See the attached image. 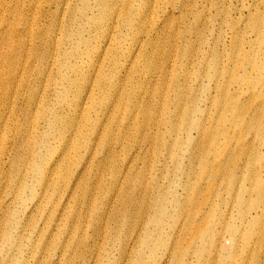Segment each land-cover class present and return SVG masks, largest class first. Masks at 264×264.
<instances>
[{
    "label": "rangeland",
    "instance_id": "374dc122",
    "mask_svg": "<svg viewBox=\"0 0 264 264\" xmlns=\"http://www.w3.org/2000/svg\"><path fill=\"white\" fill-rule=\"evenodd\" d=\"M11 1L31 2L0 5ZM47 1L34 0L23 20L4 12L13 25H0V91L17 102L0 128V264H235L227 255L237 248L214 250L225 226L245 231L242 256L256 250L264 264V160L250 176L264 128H248L264 112V0H190L189 11L132 0L107 53L109 5ZM17 20L30 25L10 37ZM36 28L54 42V69L44 58L19 85L3 75L9 44L28 45ZM33 90L43 106L32 114ZM236 148L243 155L220 168ZM233 159L249 171L235 173Z\"/></svg>",
    "mask_w": 264,
    "mask_h": 264
},
{
    "label": "bare ground",
    "instance_id": "6f19581e",
    "mask_svg": "<svg viewBox=\"0 0 264 264\" xmlns=\"http://www.w3.org/2000/svg\"><path fill=\"white\" fill-rule=\"evenodd\" d=\"M30 1L31 2L29 5H26L24 3L23 7H19L18 5H16L15 1L5 3L2 6L0 5V12H2V15H0V25H9V24L11 26L13 25V23H11L10 21L7 22V17L4 14V12L6 13L7 11H8V14L16 11L13 14H15L19 20L25 19L27 17L26 13H28V8L33 7L32 3L34 2V0H30ZM44 1H47V0H44ZM150 1H152V0H149V3H150ZM156 1H160V0H156ZM47 2H49V1H47ZM176 2H178L181 5V11H184V10L189 11L191 9L190 3H189L190 0H173L174 5H177ZM108 5L110 6V10L107 14L104 15V17L100 23V24H102L105 22L107 24V28H108L106 31L107 42L110 39L111 32L112 31L114 32L118 28L117 27L118 24L116 25V19L119 20L120 18H122L123 20H125L126 16L128 18H130L133 15L132 0H127L126 2H124V0H106V1L99 0V6L101 8H104L105 6H108ZM176 11H177V9L175 8L174 11L171 12L170 14L175 15ZM61 12H63V11L61 10ZM37 17L41 18L43 16L38 15V13H37L36 17H34V19ZM18 24H19V22L17 20V25L14 26L13 34H11L10 37H12L13 35L15 36L21 30V27H23L22 31L25 32L30 25L29 23H25V22L21 23L20 26H18ZM46 27H47V25H46ZM55 27H56L55 24H50V29L48 31H51ZM62 28H63V22L61 23V27H60L59 32H62ZM16 29H17V32H16ZM41 33H42V30L40 28H36L34 31L32 30V32L26 37V39L28 40V45H26V42H24V41L19 42V43H10L9 44V50L13 56L14 61L11 65V67L9 68V70L5 69V71L3 73V75L6 78L18 79L17 83L20 85L21 80L23 78V76H20V74L22 72L24 73L25 71H27L28 75L30 72L31 75L37 77L39 74H41L43 72L41 70V68L39 67V65H37V64L44 58H46L44 70L45 69L49 70V67H52L54 69V65H50V62L52 59H54L57 56L58 52H55V53L52 52V46H53L54 42L51 39H44V38L40 37ZM163 35L164 34H161L159 37H161ZM33 41L39 42V49L38 48L34 49L35 51H37L34 55H33L34 50L31 51ZM147 42L145 45L146 52H147ZM4 44H5V41H2L0 43V53L3 50ZM143 45H144V43H143ZM143 45H142V47H143ZM47 46H48L47 50H49V52H44V51L40 50V49H45ZM111 47H112V39L108 42V46L106 47V53L110 51ZM40 51L44 52L45 55L39 56ZM188 51H189V49L187 47H183L181 55L185 56L188 53ZM1 57L5 62H9V58H7L5 55H1ZM146 59L148 60V62H150V65L157 67L160 59H162V58H160V56L157 55V53L153 51L150 54L146 55ZM142 60H143V58L136 57L137 63H140ZM172 65L173 64L170 62V67H172ZM53 69H51V72L53 71ZM153 77H157V75H154ZM26 81H27V79H26ZM1 87H3V86H0V88ZM23 87H22V90H23L22 93L25 97L27 94V91H28V84L24 88ZM8 94H9V90H1L0 91V128H6V126L9 124V122L11 121V118L13 116L14 109H15L16 104H17L16 98H13L10 101ZM28 100L30 102H29V108L27 110V113L33 114L34 112H38L39 108L43 106V99L39 97V99L37 101L34 90H33L32 95L28 98ZM255 111H256V108H255ZM247 115H250V113H248ZM5 116H6V118L4 121L3 118ZM248 122H249L248 128H264V112L262 114L258 115L257 118H256V113L252 114L251 118ZM18 125L21 126V125H25V124L18 121ZM103 140L104 139L100 138L99 145L102 143ZM244 147H246V144H244ZM244 150H245L244 148L232 149V151L228 153L229 155L224 157V161L226 163L220 164V168L224 169V167L227 166V162H229L231 160L232 154H235L238 151H240V154L243 155ZM110 153H113V152H110ZM263 160H264L263 154H258V153L255 154V157H254L255 163L250 168V176L253 177V175L256 176V174H258L257 173L258 169L256 168V162H261ZM211 161L216 165V158H211ZM238 161L239 160H237L235 163V160L233 159L232 164H236L235 165V173L243 176L247 171H249V166H248V163L243 164V163H240ZM221 173L222 172H215L214 177L215 178L219 177V175ZM235 173L233 171H231V172L224 171L223 172L224 176L228 175L229 177L236 176ZM255 188H256V185L254 184L252 186V190ZM241 194H243V193H241ZM241 194H239V195H241ZM239 195H237V196H239ZM218 226H220V225H216L214 228L217 230ZM237 232L238 231H236L235 229L230 230L227 226L222 227V230L220 232H218V231L214 232L213 237H217L216 241H215V245H214V250H216L218 253L219 252L225 253L226 251H232L235 248H237V250L235 252H229L228 253L227 256L229 259L233 260L235 262V264H240L239 259L242 257L243 264H256V250H255L254 254H252L248 257L242 256V254L244 253V251L247 248V247L244 248V246H243V239L245 238L246 233H245V231H242L239 234ZM193 236H194V239H196L200 236V234L198 232H196L193 234ZM1 240H2V235L0 237V241ZM236 241H237V243H236Z\"/></svg>",
    "mask_w": 264,
    "mask_h": 264
}]
</instances>
